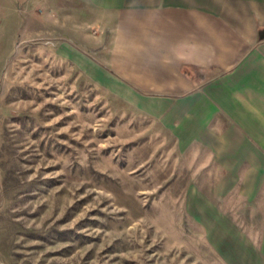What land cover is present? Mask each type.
Here are the masks:
<instances>
[{"label":"rangeland","instance_id":"obj_1","mask_svg":"<svg viewBox=\"0 0 264 264\" xmlns=\"http://www.w3.org/2000/svg\"><path fill=\"white\" fill-rule=\"evenodd\" d=\"M33 3L0 0V264H263L250 184L177 159Z\"/></svg>","mask_w":264,"mask_h":264},{"label":"crops","instance_id":"obj_2","mask_svg":"<svg viewBox=\"0 0 264 264\" xmlns=\"http://www.w3.org/2000/svg\"><path fill=\"white\" fill-rule=\"evenodd\" d=\"M35 1L47 18L57 9L80 60L96 49L107 84L153 117L177 159L250 184L264 264V0Z\"/></svg>","mask_w":264,"mask_h":264}]
</instances>
